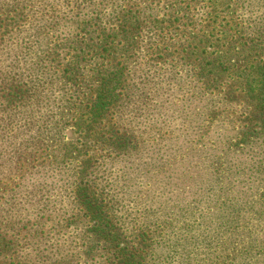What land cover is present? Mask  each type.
Masks as SVG:
<instances>
[{
    "label": "rangeland",
    "instance_id": "rangeland-1",
    "mask_svg": "<svg viewBox=\"0 0 264 264\" xmlns=\"http://www.w3.org/2000/svg\"><path fill=\"white\" fill-rule=\"evenodd\" d=\"M258 67L264 0H0V264H264Z\"/></svg>",
    "mask_w": 264,
    "mask_h": 264
},
{
    "label": "trees",
    "instance_id": "trees-1",
    "mask_svg": "<svg viewBox=\"0 0 264 264\" xmlns=\"http://www.w3.org/2000/svg\"><path fill=\"white\" fill-rule=\"evenodd\" d=\"M138 15H132L128 17H124L125 25L128 26L129 30H133L137 25L140 24V20L138 19ZM126 31H123L121 34L125 33ZM128 34V31L126 32ZM104 41H107V37L102 39V44H104ZM97 74L94 77H97L95 80H97V83L94 86V92L96 93V99L97 101H94L92 104V110L94 112L97 111L99 108V113L103 114L105 110L109 107V105L112 103V100H117V89L121 87L122 80H121V74L120 71L117 70L115 67H110L107 69H97ZM65 78V75H61ZM251 83L249 88H251L253 82L257 81V84L255 87H253L251 90L248 91V95L252 99V101L256 104V107L261 110L262 106H264V70L260 67H258V71L256 73H253L251 76ZM67 79H72V77H69L66 75ZM260 115H263L262 113H259ZM245 136H247L245 134ZM245 140V139H244ZM83 209L87 210L89 214H91V219L94 220V226L96 237L98 239L103 238L106 244L112 245L115 243L114 241L117 240L115 235L111 233V231H107V229L110 227L111 222L109 220H102L99 217V213L96 211L97 205L93 203L92 201L85 200L82 202ZM103 218V217H102ZM3 246V239H0V248ZM137 257L135 256V259ZM118 259L120 262H125L126 264H132L130 263L131 260L127 259L124 255L123 248L118 250ZM138 260H142V255L138 257Z\"/></svg>",
    "mask_w": 264,
    "mask_h": 264
}]
</instances>
